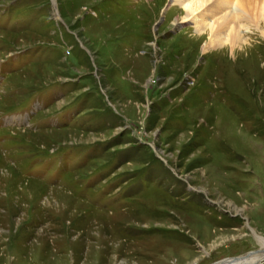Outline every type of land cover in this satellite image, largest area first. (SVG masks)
Returning a JSON list of instances; mask_svg holds the SVG:
<instances>
[{
	"label": "rangeland",
	"instance_id": "obj_1",
	"mask_svg": "<svg viewBox=\"0 0 264 264\" xmlns=\"http://www.w3.org/2000/svg\"><path fill=\"white\" fill-rule=\"evenodd\" d=\"M196 31L174 0H0V264L262 254L264 40Z\"/></svg>",
	"mask_w": 264,
	"mask_h": 264
},
{
	"label": "bare ground",
	"instance_id": "obj_2",
	"mask_svg": "<svg viewBox=\"0 0 264 264\" xmlns=\"http://www.w3.org/2000/svg\"><path fill=\"white\" fill-rule=\"evenodd\" d=\"M174 1L187 12L198 36H208L202 48L205 53H208L207 50H226L225 46L234 56L236 53H242V47L249 44L244 35L253 34L254 31L262 35L264 40V0ZM211 20L214 21L212 24ZM260 240L264 247V241ZM263 260L264 250L261 255L251 254L222 264H261Z\"/></svg>",
	"mask_w": 264,
	"mask_h": 264
},
{
	"label": "water",
	"instance_id": "obj_3",
	"mask_svg": "<svg viewBox=\"0 0 264 264\" xmlns=\"http://www.w3.org/2000/svg\"><path fill=\"white\" fill-rule=\"evenodd\" d=\"M259 252V251H258ZM257 252V253H258ZM251 254H253V253H250V254H248L247 256H249V255H251ZM255 254V253H254ZM241 258V257H240ZM231 260H236V259H239V257L238 258H230ZM226 260H229V259H226ZM226 260H223V261H221V262H218V263H222V262H224V261H226Z\"/></svg>",
	"mask_w": 264,
	"mask_h": 264
}]
</instances>
